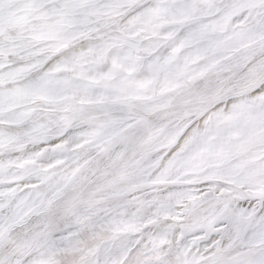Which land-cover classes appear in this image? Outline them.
Returning a JSON list of instances; mask_svg holds the SVG:
<instances>
[{"label":"snow or ice","instance_id":"snow-or-ice-1","mask_svg":"<svg viewBox=\"0 0 264 264\" xmlns=\"http://www.w3.org/2000/svg\"><path fill=\"white\" fill-rule=\"evenodd\" d=\"M0 264H264V0H0Z\"/></svg>","mask_w":264,"mask_h":264}]
</instances>
